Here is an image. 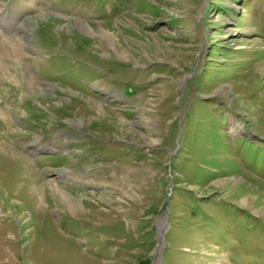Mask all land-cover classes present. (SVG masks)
I'll return each mask as SVG.
<instances>
[{"label":"rangeland","instance_id":"1","mask_svg":"<svg viewBox=\"0 0 264 264\" xmlns=\"http://www.w3.org/2000/svg\"><path fill=\"white\" fill-rule=\"evenodd\" d=\"M0 53V264H264V0H0Z\"/></svg>","mask_w":264,"mask_h":264},{"label":"bare ground","instance_id":"2","mask_svg":"<svg viewBox=\"0 0 264 264\" xmlns=\"http://www.w3.org/2000/svg\"><path fill=\"white\" fill-rule=\"evenodd\" d=\"M84 32H85V31H84ZM1 53H3V52H1ZM1 53H0V55H1ZM4 56H5V55H4ZM1 58H2V57H1ZM25 76H26V75H25ZM26 82H28V81H26ZM28 83H29V85L27 84L28 87H29V86H32V85H31V81H30V79H29V82H28ZM33 83H34V82H33ZM32 88H33V87H32ZM36 150H37V149H36ZM61 196H63L64 198H66V196H64L63 194H61Z\"/></svg>","mask_w":264,"mask_h":264},{"label":"water","instance_id":"3","mask_svg":"<svg viewBox=\"0 0 264 264\" xmlns=\"http://www.w3.org/2000/svg\"><path fill=\"white\" fill-rule=\"evenodd\" d=\"M168 220H169V219H168V217H167V219H166V223H168ZM164 228H165V227H164ZM161 234H162V236H161V241H162V239H163V235L165 234V230H164V229L162 230V233H161Z\"/></svg>","mask_w":264,"mask_h":264}]
</instances>
